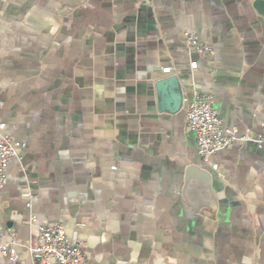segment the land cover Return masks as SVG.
<instances>
[{"label":"crops","instance_id":"crops-1","mask_svg":"<svg viewBox=\"0 0 264 264\" xmlns=\"http://www.w3.org/2000/svg\"><path fill=\"white\" fill-rule=\"evenodd\" d=\"M189 31L214 55L189 52ZM170 74L175 112L155 86ZM193 90L224 127L259 131L264 0H0V123L25 143L0 193L17 260L0 264H42L27 250L41 225H62L92 264H264V147L203 159Z\"/></svg>","mask_w":264,"mask_h":264},{"label":"built area","instance_id":"built-area-1","mask_svg":"<svg viewBox=\"0 0 264 264\" xmlns=\"http://www.w3.org/2000/svg\"><path fill=\"white\" fill-rule=\"evenodd\" d=\"M184 43L189 52L200 55H214V49L202 43L198 36L186 32ZM196 61L190 62V67H196ZM164 73H171V69L163 68ZM185 119L187 126L194 132L197 153L207 159L215 152L227 149L235 143L253 141L259 147H264V121L260 122V129L253 134L249 128L239 134L235 128L224 127L220 117L212 105V95L193 90L191 99L186 101ZM5 124L0 123V193L6 185V167L12 159L20 157V150L25 143L16 140L4 132ZM216 168V165H213ZM23 195L31 200L34 196L29 192ZM30 206V201L27 202ZM30 222V219L29 221ZM12 234V233H11ZM83 245L68 241L62 225H41L34 240L27 244V250L34 262L42 264H92L85 259ZM0 255L6 256L10 261L17 260L16 244L14 240H3V227L0 224ZM116 264H127L117 261Z\"/></svg>","mask_w":264,"mask_h":264},{"label":"water","instance_id":"water-1","mask_svg":"<svg viewBox=\"0 0 264 264\" xmlns=\"http://www.w3.org/2000/svg\"><path fill=\"white\" fill-rule=\"evenodd\" d=\"M156 89H157V93H158V97H159V104L160 107H162V103L164 101V98L167 94L170 95L171 100H172V106H171V111L175 112L177 110L180 109V107L182 106L183 103V92H182V88L179 85V80L177 78L176 75H166L163 76L159 79H157V83H156ZM198 173L199 175H201L202 179L204 180L205 184L208 185L209 183V174L207 172V170L201 169L195 165H191L187 168V175H192ZM206 195L209 194V188H206ZM206 198H208V196H206ZM209 200V199H207ZM210 204V200L209 203ZM211 206V205H209Z\"/></svg>","mask_w":264,"mask_h":264}]
</instances>
